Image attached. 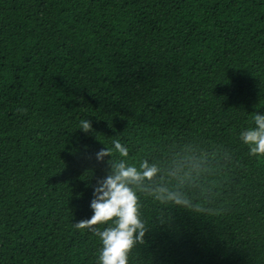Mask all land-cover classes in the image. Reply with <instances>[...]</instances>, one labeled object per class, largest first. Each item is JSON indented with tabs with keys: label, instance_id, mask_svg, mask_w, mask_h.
<instances>
[{
	"label": "trees",
	"instance_id": "obj_1",
	"mask_svg": "<svg viewBox=\"0 0 264 264\" xmlns=\"http://www.w3.org/2000/svg\"><path fill=\"white\" fill-rule=\"evenodd\" d=\"M255 114L264 0H0V264H99L74 224L122 160L157 169L128 264H264Z\"/></svg>",
	"mask_w": 264,
	"mask_h": 264
},
{
	"label": "clouds",
	"instance_id": "obj_2",
	"mask_svg": "<svg viewBox=\"0 0 264 264\" xmlns=\"http://www.w3.org/2000/svg\"><path fill=\"white\" fill-rule=\"evenodd\" d=\"M254 122L256 127L242 131L240 138L248 145L250 154L264 155V114H255ZM81 124L85 132L90 130L89 121H82ZM113 144L122 157L127 156V149L118 140L113 141ZM110 155V149H101L96 153V159L103 161ZM156 173V167L149 165L147 161L141 163L138 169L126 165L122 160L114 166L111 174L98 181L90 203L92 216L75 223L74 227L83 231L97 224L108 225L103 231L91 228L102 244L99 264H128L129 252L145 235L138 198L130 185L151 180Z\"/></svg>",
	"mask_w": 264,
	"mask_h": 264
}]
</instances>
